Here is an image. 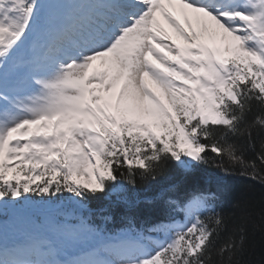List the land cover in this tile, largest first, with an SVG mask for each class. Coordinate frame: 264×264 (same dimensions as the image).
Masks as SVG:
<instances>
[{"label":"snow or ice","instance_id":"1","mask_svg":"<svg viewBox=\"0 0 264 264\" xmlns=\"http://www.w3.org/2000/svg\"><path fill=\"white\" fill-rule=\"evenodd\" d=\"M236 175L264 186V0H0V264H252Z\"/></svg>","mask_w":264,"mask_h":264},{"label":"trees","instance_id":"2","mask_svg":"<svg viewBox=\"0 0 264 264\" xmlns=\"http://www.w3.org/2000/svg\"><path fill=\"white\" fill-rule=\"evenodd\" d=\"M170 168L171 171L169 172L168 177L166 180L162 181L160 185H141L136 191L142 196L151 197L152 194L163 185L178 181V174L175 170V166L171 165ZM215 171L216 170L211 167L201 166L192 177L183 181L182 186L186 189L201 186L205 179ZM225 181L230 191V196L224 201L226 209L231 207L232 199L237 197L247 201L248 204L252 206V210L255 213H259L262 209H264V186L240 177L239 175L225 178ZM104 203L103 199L93 201V205L96 207H99ZM154 211L155 209L153 208L146 209L145 214L147 215V218H153ZM156 214L159 213L156 212ZM249 253L250 254L245 257L246 260L250 259L252 264H264V233L257 232L254 237L250 238Z\"/></svg>","mask_w":264,"mask_h":264},{"label":"rangeland","instance_id":"3","mask_svg":"<svg viewBox=\"0 0 264 264\" xmlns=\"http://www.w3.org/2000/svg\"><path fill=\"white\" fill-rule=\"evenodd\" d=\"M53 233H48V235H52Z\"/></svg>","mask_w":264,"mask_h":264}]
</instances>
